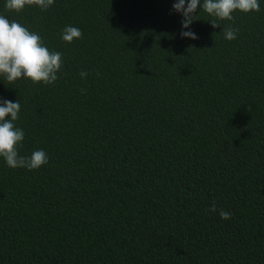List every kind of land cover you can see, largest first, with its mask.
<instances>
[{"label": "trees", "instance_id": "trees-1", "mask_svg": "<svg viewBox=\"0 0 264 264\" xmlns=\"http://www.w3.org/2000/svg\"><path fill=\"white\" fill-rule=\"evenodd\" d=\"M174 2L0 0L63 61L50 85L0 77L19 154L48 156L0 158V264H264V0L220 22L232 41L199 6L182 39Z\"/></svg>", "mask_w": 264, "mask_h": 264}, {"label": "clouds", "instance_id": "clouds-1", "mask_svg": "<svg viewBox=\"0 0 264 264\" xmlns=\"http://www.w3.org/2000/svg\"><path fill=\"white\" fill-rule=\"evenodd\" d=\"M53 4L54 0H5V10L19 13L26 6L34 5L46 11ZM198 6L199 12L202 10L212 17L208 22L213 29H221L220 22L232 21L235 11L244 14L260 11L259 0H187V4L185 0H175L172 10L182 16L179 34L182 39H198L190 30V25L196 21ZM221 30L226 40L236 39L238 29L226 25ZM81 36L82 31L79 28L66 26L62 30L61 40L70 44ZM62 64L61 53L50 51L44 46L39 34L0 15V77L8 83L26 79L33 84L50 85L59 78L57 73L62 69ZM87 75V72H80L81 78ZM19 112L18 100L16 102L0 100V158H3L7 167L11 169L36 170L48 163V156L44 150H35L29 156L19 154L17 146L25 136L23 129L17 128L14 123ZM208 211L217 213L221 220L231 219V213L222 208L217 209L215 201Z\"/></svg>", "mask_w": 264, "mask_h": 264}]
</instances>
